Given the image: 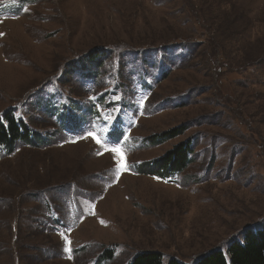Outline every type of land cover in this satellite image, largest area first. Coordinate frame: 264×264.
<instances>
[{
  "label": "rangeland",
  "instance_id": "374dc122",
  "mask_svg": "<svg viewBox=\"0 0 264 264\" xmlns=\"http://www.w3.org/2000/svg\"><path fill=\"white\" fill-rule=\"evenodd\" d=\"M10 113L34 137L0 146V264H193L264 229V0H0Z\"/></svg>",
  "mask_w": 264,
  "mask_h": 264
},
{
  "label": "trees",
  "instance_id": "16d2710c",
  "mask_svg": "<svg viewBox=\"0 0 264 264\" xmlns=\"http://www.w3.org/2000/svg\"><path fill=\"white\" fill-rule=\"evenodd\" d=\"M97 58L99 56L93 57L92 61ZM97 63L95 62L94 65ZM98 66H100V63ZM180 131L177 130L170 133L169 137L179 134ZM33 137L32 131H27L25 124L16 120L11 113L6 115L3 121H0V146L4 145L10 149L18 140L23 139L27 142H32ZM189 151V145L183 143L176 147L172 153H168L169 156L165 161H157L155 169L158 174L182 171L189 162L187 158ZM106 253V257L111 258L110 252ZM128 264L185 263L176 258L164 260L162 254L157 251H144L137 253ZM193 264H264V229L256 232L249 231L244 234L241 241L233 240L230 242L225 252L220 249L210 251Z\"/></svg>",
  "mask_w": 264,
  "mask_h": 264
},
{
  "label": "snow or ice",
  "instance_id": "6c2138e0",
  "mask_svg": "<svg viewBox=\"0 0 264 264\" xmlns=\"http://www.w3.org/2000/svg\"><path fill=\"white\" fill-rule=\"evenodd\" d=\"M88 135H89V136H92L94 139H96V143H97V144H100V143H101L100 139L97 138V137L95 136L94 133L89 132ZM120 166H121V167H125V166H126V162H125V159H124L123 154H121Z\"/></svg>",
  "mask_w": 264,
  "mask_h": 264
},
{
  "label": "water",
  "instance_id": "95a60500",
  "mask_svg": "<svg viewBox=\"0 0 264 264\" xmlns=\"http://www.w3.org/2000/svg\"><path fill=\"white\" fill-rule=\"evenodd\" d=\"M214 250H217V248H214V249H213V250H211V251H214ZM209 252H210V251H209ZM209 252H208V253H209Z\"/></svg>",
  "mask_w": 264,
  "mask_h": 264
}]
</instances>
